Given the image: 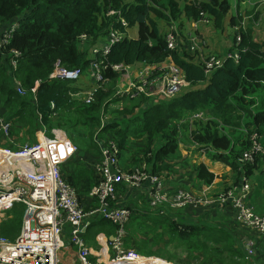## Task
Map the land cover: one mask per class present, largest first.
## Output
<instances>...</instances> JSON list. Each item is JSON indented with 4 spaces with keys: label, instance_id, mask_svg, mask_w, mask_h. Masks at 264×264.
Returning <instances> with one entry per match:
<instances>
[{
    "label": "trees",
    "instance_id": "obj_1",
    "mask_svg": "<svg viewBox=\"0 0 264 264\" xmlns=\"http://www.w3.org/2000/svg\"><path fill=\"white\" fill-rule=\"evenodd\" d=\"M231 10V0H0V28L17 18L21 23L11 41L0 48V101L12 112L9 119L17 116L16 120L18 118L23 127H36L37 119L40 125H48L58 115L57 126L64 122L76 128L85 122V118L98 121L101 112L113 102L108 100V92L98 90L96 100L89 105L71 94L78 90L71 85L72 81L50 80L49 77L59 61L68 68H82L85 71L96 57L95 48L107 40L112 29H116L124 38L113 45L106 55L108 67L104 70V76L112 81L111 84H115L120 77V72L113 70L112 66L156 64L168 58L184 71L187 80L182 91L170 99L163 95L126 96L130 104L124 107L118 121L108 123L103 128L105 134L117 141L120 158L130 154L132 161L144 163L154 173L162 174L171 168L169 161L179 150V132L183 127L193 143L217 149L216 153L209 152L210 158L230 165L236 172L237 158L250 147L251 141L247 131L243 138L234 141L226 128L233 124L235 113H239L236 124H233L236 130L255 125L259 129L264 124V40L257 38L254 27L242 29V41L238 47L235 46L239 50L236 51L239 58L225 57L222 67L207 73L199 55L182 51L181 45L176 49L168 47V31L164 24L178 20L183 13L188 19L197 20L201 11H205L218 25H223L225 19L237 26L240 21L231 14ZM133 26L137 28V37L129 34L128 28ZM83 34L90 37L89 46L80 40ZM13 50L21 52L16 69L10 64ZM17 77L26 90L23 95L18 92ZM33 95L36 104L31 102ZM197 112H208V120L193 118ZM4 144L10 146L6 142ZM88 150H96L97 158L101 155L95 141L88 145ZM260 163L258 159L257 164ZM259 165L250 167L249 173L264 176ZM194 172L205 185L212 184L216 178L203 163L195 165ZM67 178L80 195L89 194L96 183L92 166L79 167L75 174ZM129 208L132 216L128 225L127 246L134 243L130 240V231L135 216L144 219L140 226L149 228L145 231L148 234H144L150 240L139 241L140 244H154L151 241L155 238L151 232L154 228L148 222L162 219L152 217V210L144 214L140 209ZM25 209L23 203L15 204L0 222V234L14 240L21 232ZM163 216H159L164 218L163 222L167 217H172L173 222L169 223L171 227L167 225L166 230L175 235L178 233L182 240H193V235L202 231V236L208 240L224 244L234 264H241L239 260L249 255L243 244L235 248L239 239L235 237L232 231L235 229L227 217L213 221L218 223L191 221L182 224L177 217ZM100 229V232L111 236L115 225L105 220L100 224ZM189 246L194 244L190 242ZM156 252L168 260H175L164 250ZM234 257L238 260L235 261ZM252 258L254 264L263 263L260 258Z\"/></svg>",
    "mask_w": 264,
    "mask_h": 264
},
{
    "label": "built area",
    "instance_id": "obj_2",
    "mask_svg": "<svg viewBox=\"0 0 264 264\" xmlns=\"http://www.w3.org/2000/svg\"><path fill=\"white\" fill-rule=\"evenodd\" d=\"M114 13V12H112ZM210 22L205 11H201L200 20ZM123 23L126 22L123 20ZM17 18L8 26L0 28V48L5 47L20 26ZM244 23L234 26L235 45L242 41ZM124 35L112 29L107 37L104 48H95V58L90 62L88 76L95 84L86 92L85 103L92 104L96 100L99 89L111 81L104 76L106 55L112 46L122 41ZM90 37L83 34L82 43ZM166 40L170 49L180 46V36L177 30L167 33ZM192 50L198 47L197 39L191 38ZM236 51H239L238 48ZM21 52L13 50L11 66L16 69ZM207 73L223 66L225 58L201 51ZM226 57L239 58L232 52ZM132 65H115L113 70L121 75H128ZM161 66L140 76L126 90H120L117 98L124 95L135 98L140 95L156 97L158 94L173 98L187 84L184 71L171 59L151 64ZM85 71L82 68H68L59 61L49 79L78 81ZM264 84V83H263ZM20 94H25L22 83H18ZM36 88L33 89L35 91ZM193 118L207 119L208 112H197ZM14 127L0 105V139L8 138ZM249 133L250 147L238 158V183L228 188H214L213 184L200 193H193L180 188L173 194L169 192L167 181L161 174L154 173L144 164L134 171L127 172L121 165L119 145L117 141H109L102 149L100 159L92 165L96 174V183L90 195L92 204L83 200L79 192L71 186L63 176L62 166L79 151L76 143L68 137L56 133L49 135L42 131L36 142H25L17 148L0 146V216L10 211L17 203L26 206L20 234L14 239H8L0 234V264H60L61 249L65 243L77 247L78 259L81 264H177L155 255L141 252L138 248L127 246L128 225L132 210L123 205H117L118 189L121 185L137 190H146L145 201L151 207L159 208L170 204L174 208L193 207L205 213L214 208L221 215L231 220L233 225L244 226L259 239L264 240V213H259L251 203L253 185L249 178L250 167L261 163L259 169L264 173V146L260 142L261 134L256 126L245 128ZM197 144L202 154L218 152L216 148ZM103 218L115 225L113 240L110 241L111 257L108 260L93 258V251L86 238V232L94 219ZM64 237H66L64 239ZM250 254H254V246L246 245Z\"/></svg>",
    "mask_w": 264,
    "mask_h": 264
},
{
    "label": "rangeland",
    "instance_id": "obj_3",
    "mask_svg": "<svg viewBox=\"0 0 264 264\" xmlns=\"http://www.w3.org/2000/svg\"><path fill=\"white\" fill-rule=\"evenodd\" d=\"M231 1H232L231 14L235 15L237 20L244 22L243 18L250 16L248 17V20L246 21V23L244 22L245 28L246 27L253 28L260 23L261 17L258 19L259 15H257L256 10L258 11L261 8V3L263 2H257L258 0H231ZM196 3H199V2H196ZM209 19H210V22L199 21L200 18H198L197 20L188 19L183 13L182 16L178 20H172L169 23L164 22V24L166 26V31L168 32L172 30L178 31V34L180 36V43H181L180 45L182 47V51H187L191 55H199V56H200L201 51L204 52V55L214 52L215 54L224 58L225 56L223 55L226 54V52L232 46H234L233 39L236 37L234 36L233 30H230L233 25L228 20L226 21L225 19H224L223 25L222 24L218 25V22L212 16L209 17ZM128 31H129L130 36L132 37L138 36V31L136 27L134 26L130 27L128 28ZM0 37H1V33H0ZM191 38L197 39L198 47L196 50L191 49V46L193 45ZM89 40L90 39L87 40L86 46H89V43H88ZM200 59H201V56H200ZM16 79H17L16 81L17 85L18 83H21L18 77ZM89 84H90V80L85 76H83L80 81L71 82V85L79 86L82 88H87ZM99 90L106 92V93L108 92L109 93L108 100L111 99L113 100V102L108 104L105 107V110H103V113L101 115L102 117L98 121H95V123H91V126L79 127L78 129L73 126L70 127L69 123L65 124L64 122H61V124L65 125L64 129L68 132L69 136H71L74 139V142L79 147L78 153L82 151L83 152L82 154H84L83 159H78L72 156L66 161V167L64 170L62 169V173L65 179L67 178L65 170L68 169L69 162L71 161L73 162V160L74 161L77 160L80 162L89 163L88 158H85V153L89 152L88 145H90L93 142L90 136L94 135V137H96V133L100 131L101 127L103 126L102 124H104V122L113 123L115 121H118L120 117V113H122L125 109L124 107L130 104L129 98H126V97L125 98L121 97L122 99L116 98V94L119 91V88L117 87L116 83L115 84L109 83L108 85L104 86L103 88ZM158 95H161V94H158ZM85 96H86L85 93H75L74 94V97L80 98L82 100L85 99ZM0 105L4 106L3 103H0ZM5 114L7 115V117H9L10 115L9 112H5ZM238 115L239 113H235L233 115L234 116L233 117L234 121L232 122L233 124H236ZM246 120H248V118ZM250 120H253V119L250 118ZM13 122H14V119H13ZM233 124L227 125L226 131L232 136L234 141H238L239 139L243 138L246 131L242 129V127H241L242 130H236V126ZM261 131H262L263 137H262V142L260 138V142L264 144V141H263L264 124L261 125L260 132ZM179 137H180V143L184 144L187 141H191V143L193 144V140L191 139V137L189 138V133L186 132L183 127L181 128L179 132ZM19 141H20V138H19ZM33 142H36V141H33ZM4 143L5 142L1 140L0 146L7 148L8 146L5 145ZM132 143H135V141H133ZM197 149L199 150L198 147ZM130 156H131L130 154L129 155L126 154L123 156V159L121 158L122 160L121 165L123 167L128 166L130 162H132L133 159ZM72 169L74 171L76 169V165H74ZM262 178H264V176H262ZM66 181L72 186V184L70 183L68 179ZM219 185H221V182ZM229 185H226L221 188H228ZM140 193H142L141 189L135 191V195L140 194ZM132 198L133 197L131 196L129 200L130 199L132 200ZM138 199H139L138 203L140 205V208L143 209L144 214H148L150 210H153L151 206H149L145 202L142 196L141 198L138 196L137 200ZM129 205H130V201L128 202V205L126 207L129 208ZM161 208L166 209L172 214V216L177 217L176 218L177 221L182 224H184L185 222H191V221H195L198 219H203L201 221L205 223H215L213 221H218L220 219H223L222 217H217L213 220L206 221L207 220L206 217L208 216L207 213H203L202 211L198 209H192L190 206L185 207L183 209H178V208L172 207L170 204H167V205L161 206ZM197 212H199V214H197ZM143 217H145V215ZM152 217L162 219V220H157V222H154V223L152 221L148 222L149 225L154 228V231L153 230L151 231L155 235V238H152L151 240L152 242H154V244H148V245L143 244L142 245V243L140 244L139 242V241L150 240V237L144 234L146 233L145 231L148 230L149 228H146V226L144 225L140 226V223L145 222L144 219L141 218V216H135L131 224L130 240L134 242L133 246L135 248L139 247L140 251H143L146 254L155 255V256L164 258L156 252V250H164L166 253L171 254L172 256L175 257V260H168V261L175 262L177 264H187V263L188 264H234L232 262V259L229 258L230 253L224 248V244H216L208 240L205 236H202V231H200V234L198 235H193V240L191 239L182 240L181 236H179L178 233H176L177 235H175L173 232L169 233L170 231L168 232L166 230L167 225H169L170 221L173 222L172 217H167L166 222H163L164 218L162 217L154 216V215H152ZM228 222L234 228L233 223L230 221ZM93 228H94L93 231L95 232L97 226H94ZM172 229H174V227H172ZM234 229H238V228H234ZM248 234H249V237H251L250 231L248 232ZM238 239L239 240L237 244H235L236 249L238 248L239 244H243L246 247V245L250 244L249 242H251V241H244L245 243L244 244L242 243L240 238ZM190 242H192L194 246H189ZM203 242L205 243L203 244ZM252 242L254 246L257 245L255 238H252ZM250 258L251 257L247 255L245 259H242L239 261H241V264H254L255 260L253 258H251L250 260ZM234 260L237 261L238 259L234 257Z\"/></svg>",
    "mask_w": 264,
    "mask_h": 264
},
{
    "label": "crops",
    "instance_id": "obj_4",
    "mask_svg": "<svg viewBox=\"0 0 264 264\" xmlns=\"http://www.w3.org/2000/svg\"><path fill=\"white\" fill-rule=\"evenodd\" d=\"M257 2H263V3H261V8L258 11L256 10L257 15H259L258 19L261 17V21L257 26L254 27V29H255L257 38L259 40H264V0H258ZM248 17H250V16L243 18L244 19L243 21L245 23L248 20ZM259 26H261V27H259ZM230 30H233V32H234V26H232ZM233 42H234V39H233ZM105 43H106V40L103 41L100 44V46H98V47L101 49H102V47L104 48ZM233 45L234 46H232L226 52V54H224L223 56L226 57L227 54L232 53V52H236L237 49L235 48V46H236L235 42L233 43ZM210 54L219 56V55L215 54L214 52L210 53ZM219 57H221V56H219ZM221 58H223V57H221ZM159 66H161V65L160 64H157V65L145 64V65L140 66V67H132L129 70L128 75H126V76L121 75L118 78V80L116 81V85L119 88V91L128 89L130 87L131 83H133L140 76L141 73L147 74V73L151 72L154 68H157ZM88 71H89V68L87 67L85 69V74L83 76L87 77L90 80L89 86L87 88L75 86L76 88H78V90L75 91L74 93H71L73 96L75 93H86V92L90 91L91 89H93V87L95 86V84L91 81V79L88 76ZM81 78L78 81H80ZM111 82L112 81H110L109 83L111 84ZM116 96H117V94H116ZM125 97H126V95H124L122 98H125ZM122 98H120V99H122ZM31 102L36 104V97L34 95L31 98ZM0 103H3V101L2 102L0 101ZM3 105H4V103H3ZM3 108H4L5 112H9L10 115H12V112L9 110V108L7 110L5 105L2 106V109ZM102 113H103V111L101 112V115H102ZM10 115H9V117H10ZM16 117L13 118L15 124H14L13 129L11 130L10 136L8 138L2 137V139H0V141L2 140L3 142L8 143L12 148H17L18 146L22 145L25 142L37 141L38 136L42 131H46L49 135H54V131H55L56 133H60L61 135L68 137L74 141V139L71 136H69L68 132L64 129L65 125H63V124L61 126L56 125V123L59 121V118H60L59 115L56 116L55 119H53L54 121H52L48 125H40V122L37 119V126L36 127H33L32 125L23 127V123L19 122L18 118L16 120ZM35 121H36V118H35ZM95 121L96 120L92 119V118H88V119L85 118V122L81 123L76 128L78 129L79 127L91 126V123H95ZM107 124L108 123L104 122V124H102V125L105 127ZM261 125L259 127V132L261 130ZM103 126L101 127L100 131H98L96 133V137H94V135L90 136L91 140L92 141L94 140L96 142V145L99 148V150H101V154H102L103 147L109 141H116L109 134H105L103 132V128H104ZM260 134H261V142H262V137H263L262 131L260 132ZM19 138H20V141H19ZM189 138H190V136H189ZM263 141H264V138H263ZM19 142H21V143H19ZM196 145L197 144H195V143L192 144L191 141H187L184 144L180 143V147H179L177 154L175 155L174 158H172L169 161V163L171 164V168L162 172L161 175L165 177V179L167 181V187L169 188V192L171 194H173L175 191H177L180 188L188 189V190L192 191L193 193L202 192V190L204 188H206L207 186L201 180H199L197 178V176L194 172V166L198 165V164H202V163L205 164L209 168V170L216 175V178L214 179L215 182L213 184V187L215 189L224 187V186L229 185V184H230L229 186H232L234 183L235 184L238 183L239 173H236L230 165H228V164H226L220 160L210 158L209 153L208 154H202L201 151L197 149ZM77 153H75L73 155V157H76L78 159H83V157H84V154H82L83 152L80 151L78 153L79 155ZM95 156H96V150H93V151H89V152L85 153V158H88L89 163H84V162H80L77 160H75V161L73 160V162L72 161L69 162L68 169L65 170L67 177L69 175L75 174V172L78 170L79 167H84V166L89 167V166L94 165V163L100 159L101 155L98 158ZM121 158L123 159V157H121ZM121 162H122V160H121ZM74 165H76V169L73 171L72 167ZM87 165H89V166H87ZM142 165H144V164L143 163L139 164V163H136L135 161H132V162H130V164L128 166H126V167L124 166L123 168L125 171L132 173V171H134L135 169H137L138 167H140ZM65 167H66V163L63 164L62 169L64 170ZM91 173H92V168H91ZM91 176L93 177V174ZM249 178H250L251 183L253 185V193L251 195V203L254 204V206L256 207V209L259 213H264V178H262V176H259L257 174L253 175L250 173H249ZM67 179L68 178H66V180ZM220 182H221V185H219ZM136 190L137 189H135V188L130 189L126 185L125 186L121 185L118 189V196H117L116 204L127 206L128 202L130 201L129 206L132 205L131 207H133V209H140L143 211V209L140 208V205L138 203L139 199L137 200V198H138V196L140 198H141V196L144 198V196L146 194V190L142 191V193H140V194L135 195ZM81 196L83 197V200L86 203L92 204L94 199L90 195V193L85 194V195H83V193H82ZM131 196L133 198H132V200L131 199L129 200V198ZM133 200H135V201H133ZM144 200H145V198H144ZM151 208L153 209L152 213H151L152 215L163 216L164 213L162 211H164L167 214L163 217H167L169 215H172L169 211H167L164 208L163 209L162 208H155V207H151ZM191 208L194 209L193 207H191ZM205 213L209 214L206 218H208L210 220H213V219L221 216L220 214H218V212L214 208L207 209L205 211ZM159 214H162V215H159ZM197 214H199V212H197ZM6 217H7V213L1 215L0 216V222L3 219H5ZM201 220L202 219H198L195 221L199 222ZM103 221H105L103 218L94 219L92 222V225L88 228L85 236L89 242V245L92 248L93 258H99L100 257L102 260H108L111 257L110 241H111V237L113 235L108 236L104 232H100V230H101L100 224ZM215 223H218V222H215ZM94 226H97L95 232L93 231ZM108 228H109V225L106 227V229H108ZM234 228H238V229H235L232 231H233L235 237L241 239L242 243H244V241H251L249 243H251V246H254L253 242H252V238L256 239L257 245L254 246V250H255L254 254H250L249 251H248V254L251 258L252 257H254L256 259L260 258L261 261L263 260L262 264H264V240L259 239L252 231L246 229L244 226H240L237 224L234 226ZM249 231H250V236L252 238L249 237V234H248ZM65 238L66 237H64V239ZM248 245H250V244H248ZM246 248H247V246H246ZM138 249H139V247H138ZM261 249H263L262 252H261ZM60 254H61L60 264H81L79 259H78V251H77V247L75 245L65 243L61 249ZM251 258H250V260H251ZM261 261H259V262H261Z\"/></svg>",
    "mask_w": 264,
    "mask_h": 264
},
{
    "label": "bare ground",
    "instance_id": "obj_5",
    "mask_svg": "<svg viewBox=\"0 0 264 264\" xmlns=\"http://www.w3.org/2000/svg\"><path fill=\"white\" fill-rule=\"evenodd\" d=\"M201 58H204V57H201ZM80 79V78H79ZM19 92V91H18ZM20 93V92H19ZM246 131V130H245ZM165 205H167V204H165Z\"/></svg>",
    "mask_w": 264,
    "mask_h": 264
},
{
    "label": "water",
    "instance_id": "obj_6",
    "mask_svg": "<svg viewBox=\"0 0 264 264\" xmlns=\"http://www.w3.org/2000/svg\"><path fill=\"white\" fill-rule=\"evenodd\" d=\"M111 240H113V237H111Z\"/></svg>",
    "mask_w": 264,
    "mask_h": 264
}]
</instances>
